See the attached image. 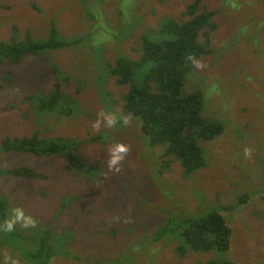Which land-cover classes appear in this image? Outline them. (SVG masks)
Wrapping results in <instances>:
<instances>
[{
	"label": "rangeland",
	"instance_id": "rangeland-1",
	"mask_svg": "<svg viewBox=\"0 0 264 264\" xmlns=\"http://www.w3.org/2000/svg\"><path fill=\"white\" fill-rule=\"evenodd\" d=\"M193 1L1 0L0 41L12 39L14 25L17 39L27 33L46 38L52 19L65 39L93 34L97 40L26 55L19 63L0 62V84H5L0 89V144L36 130L43 137L84 140L83 155L99 170L84 175L63 157L0 151V192L11 211L20 208L37 221L34 228L17 223L10 237L0 230V264L5 257L19 264H205L211 258L264 264V0L203 1L204 8L216 11L214 52L196 60L185 90H203L205 115L227 123L216 138L201 141L204 167L185 176L174 161L162 170L163 147L149 145L137 120L127 116V126L113 127L104 120L109 111L121 115V97L127 91L109 74L108 81L101 80L102 61L114 62L118 56L111 37L120 34L124 52L136 57L133 46L145 28L153 29L164 12L175 16ZM150 3L156 12H148ZM135 18L144 29L125 34L124 19ZM6 76L12 80L5 82ZM57 84L62 94L75 99L78 113L59 115L37 108L34 95L48 94ZM94 136L104 140H89ZM117 143L130 149L118 172L107 166ZM21 167L43 177L2 173ZM244 194L249 200H242ZM209 205L228 208L222 213L233 230L231 247L209 252L189 247L182 253L187 249L179 238L182 217H199ZM49 227L52 237L65 231L74 235L75 244L60 247L69 256L55 254L46 261L32 257L36 241Z\"/></svg>",
	"mask_w": 264,
	"mask_h": 264
},
{
	"label": "trees",
	"instance_id": "trees-1",
	"mask_svg": "<svg viewBox=\"0 0 264 264\" xmlns=\"http://www.w3.org/2000/svg\"><path fill=\"white\" fill-rule=\"evenodd\" d=\"M203 1L194 0L175 16L164 12L163 16L158 17L156 26L153 29L145 28L140 39H137L133 46V50L138 53L136 57L124 52L120 34L115 35L114 39L111 37L109 42H112V47L118 51V56L114 62L102 61L100 64L103 70L101 80L106 81L109 74L116 77L118 83L127 86L126 93L121 97V115L133 117L138 121L151 147L158 145L163 147L162 170L169 169L172 162L178 161L183 167L185 176H190L207 164L201 141L216 138L226 130L227 126L224 120L205 115L206 97L203 90L200 88L192 91L185 90L189 75L194 74L196 60L214 52L211 31L217 27L214 21L216 11L204 8ZM152 4H149L148 12H156ZM4 6L0 0V7ZM34 7L40 9L35 4ZM148 12H141L142 18ZM125 20L127 25L122 28H126L125 34L143 26L137 18ZM56 25L57 23L52 19L50 32L46 38H34L31 33H27L25 39H17L18 27L14 25L16 34L12 39L0 41V62L7 59L13 63H19L26 55H38L74 46L85 43L86 39L97 40L93 34H82L74 39H65ZM142 28L144 29V26ZM101 58L99 57V60ZM51 69L54 73H58L57 68ZM4 80L9 82L12 79L6 76ZM4 85L0 84V89ZM34 97L37 98L36 106L40 110L68 116L78 113L75 99L62 94L59 84L54 85L53 90L48 94H38ZM34 97L28 96L27 99L31 100ZM89 140L103 141L104 138L94 136ZM85 143L84 140L72 137H43L36 130L33 134L22 138L7 137L0 144V151L63 157L74 172L84 175L94 174L99 170V165L86 160L82 151ZM2 173H13L30 178L43 177L41 173L30 167L3 170ZM242 200H249V196L244 194ZM66 204L67 202L62 204L63 209ZM207 208L210 209L204 213L203 210L199 212L203 213L199 217H182V231L179 238L183 240L182 245L187 246L186 250L179 249L182 253L187 252L189 247L202 252L226 251L231 247L233 230L222 213L228 208L221 206L220 209H211L212 205ZM10 215L9 200L0 192L1 223L10 218ZM159 231L160 229L156 232ZM6 233L8 237L14 236L10 232ZM51 233L53 228L49 227L40 235L36 241L38 249L32 254L33 258L46 261L55 254L64 253L69 256V251L60 247L70 243L75 244L74 235L70 231H65L63 236L52 237ZM205 264L240 263L211 258Z\"/></svg>",
	"mask_w": 264,
	"mask_h": 264
},
{
	"label": "clouds",
	"instance_id": "clouds-1",
	"mask_svg": "<svg viewBox=\"0 0 264 264\" xmlns=\"http://www.w3.org/2000/svg\"><path fill=\"white\" fill-rule=\"evenodd\" d=\"M104 120L109 127L117 125L127 126L130 122L127 116L118 115L111 111L104 115ZM129 150V146L124 143H117L114 147H112L110 149V156L107 160L108 168L117 172L120 171L121 162L125 159ZM17 223L22 224L24 228H34L37 221L35 218L26 215L22 209L15 208L11 211L10 218L0 223V230L13 232L15 231ZM9 260L11 261V264H19V260L12 257H5V264H7Z\"/></svg>",
	"mask_w": 264,
	"mask_h": 264
}]
</instances>
